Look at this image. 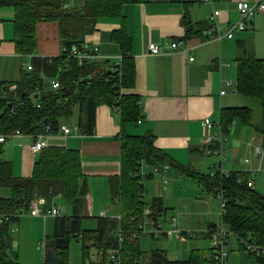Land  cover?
Instances as JSON below:
<instances>
[{"label": "crops", "instance_id": "1", "mask_svg": "<svg viewBox=\"0 0 264 264\" xmlns=\"http://www.w3.org/2000/svg\"><path fill=\"white\" fill-rule=\"evenodd\" d=\"M238 1L142 0L125 3L123 14L127 18L128 29L132 36L136 80L133 87L124 88L123 91L140 96L141 117L138 121L123 122L119 107L103 102L97 106L96 126L92 134L81 132L76 121L70 123L67 120H64L63 124L72 126L69 133H65L61 128L52 133H40L46 135L45 146L60 145L80 151L82 167L89 186L86 196L87 210L83 215L84 217H96L97 221L99 216L116 217L120 215V204L114 197V190L122 168V136L150 133L155 135V145L166 161L165 164H168L169 167L165 168L163 166L165 164L154 165L146 160L140 161V166L144 184V200L148 206H151L157 199L162 206L158 218H154L150 214L146 216L148 218L147 227L155 228V219H157L166 232L154 236L153 233L143 232L141 229L138 235L139 241L141 234L163 240L161 245L143 249L145 254L155 247L161 246L166 249L168 257L172 260L188 258L189 256L181 258L173 254L176 253L175 250L168 251L164 240L171 237L188 238L190 232L186 229L190 226L199 227L200 231L191 232L196 238H204L209 241V247L201 249L211 247L213 232L211 238L208 229L212 223L217 225L216 220L208 222L203 229L201 221L196 224L195 221H187L183 216L179 221L174 214L176 210L181 215L184 212L180 200L189 197L190 179L187 178L196 180L197 184L201 186V193L207 191V194L205 193L207 197H211L212 194L205 180L189 175L185 167H192L201 175L212 173L221 166L224 171L246 170L249 172L251 184L263 193L258 182L264 185V158L261 159L254 150V145L264 143L262 134L251 123L241 119L234 118L230 124L226 125V132L221 125L225 107H251L254 109V118L257 120L260 119L262 110V99L258 95L246 94L237 89V60L246 53H254L258 57L264 58V12L257 11L248 19L245 29L236 30L232 37L225 36L224 33L228 25L236 23L240 19V12L237 8ZM247 1L255 3L260 0ZM78 2L79 0H75L74 6H78ZM187 7L192 19L189 28L192 29L198 21L209 20L212 25L204 29H216V31H220L222 37L220 39L207 38L204 29L201 32L192 31L187 34V27L182 22V16ZM215 10H219L220 13L216 20H212L211 15ZM15 17V6L0 5V81H18L23 72L29 69L28 64L33 65L34 57L56 56L63 50L59 23L46 21L37 25V50L32 54L20 53L15 41ZM100 20L104 21L100 22ZM120 23V17H102L96 24L97 28L92 31L96 33L97 39L90 41L86 37L88 46H99L97 41L102 39L103 32L109 33L110 42H108L106 50L99 46L100 53L106 54L105 58L109 60L108 66L121 57L120 46L111 39L112 30L118 28ZM172 41H178L179 44L173 47ZM150 43H156L160 47V52L152 53L149 48ZM191 57L194 58L191 59ZM232 61H235L236 65H233ZM52 80H48L51 87ZM251 96H256L259 99L255 97L251 99ZM259 100L260 103H257ZM206 117H210L214 122L211 127L206 126ZM252 122L258 121L253 119ZM75 126L77 127L75 128ZM221 130L226 134L222 145L225 156L222 164L219 155L207 151L209 143L205 141L207 135ZM8 133L0 134H6L5 140L0 141L2 157L12 161L15 174L30 176L41 152H36L31 147L37 137L22 131L20 134ZM209 156L213 159L208 158ZM246 158L249 160L246 161ZM156 166L159 167L158 172L155 171ZM225 167L229 170H225ZM145 179L151 180L150 187L153 191V198L150 200L145 195ZM179 182L183 183L181 187L183 192L180 193L176 192V185ZM97 193L103 198L106 207H109L110 203L115 207L113 209L104 208L101 213L95 215ZM12 194L10 186H0V197H9ZM60 196L62 195L59 194L54 199ZM37 199L38 197L31 204ZM54 199L51 205H46V207L55 205ZM61 206L63 208V205ZM112 210H114L113 213H111ZM102 211H106V214L103 215ZM63 213L65 211L62 210ZM19 215L21 217V214ZM30 216L42 217L32 214ZM56 216L58 215L42 218L47 221L49 217H54V229ZM172 217L176 218L175 225L171 221ZM166 223L172 226L171 233L170 229H165ZM224 223L228 224L225 221ZM18 227L16 231L20 234L21 227L20 225ZM175 227L181 230L179 236L174 231ZM119 229L120 227L114 231L117 232ZM112 234L119 237L117 233ZM234 239L235 247L239 246L241 252L255 257L264 264V256L254 255L250 252L251 250H245L244 245L235 236ZM17 243L18 239L15 241L16 247H18ZM46 243L41 241L39 244L47 252ZM228 243L230 247L231 238ZM11 248L12 251L18 252L20 260L19 250L13 248V242Z\"/></svg>", "mask_w": 264, "mask_h": 264}, {"label": "trees", "instance_id": "2", "mask_svg": "<svg viewBox=\"0 0 264 264\" xmlns=\"http://www.w3.org/2000/svg\"><path fill=\"white\" fill-rule=\"evenodd\" d=\"M138 1L142 0H85L81 7L66 8L63 0H0V5L15 6V41L20 53L32 54L37 50L36 29L40 22L57 21L63 43L59 55L34 57L32 68L26 69L18 81H0V134L20 129L36 137L40 133L59 131L64 120L76 121L81 132L92 134L97 106L103 102L119 107L123 122L138 121L142 115L140 96L123 91L133 87L136 80L132 36L123 6ZM102 17L121 18L120 26L111 32V39L120 46V61L109 66L108 59L79 63L76 57L69 55L70 48L90 50L85 34L94 31ZM191 21L187 7L182 16L187 34L201 32L212 25L209 20H203L191 29ZM237 61V89L262 99L261 117L254 118V109L248 106L225 107L221 125L227 131L226 125L234 118L241 119L251 123L264 139V58L246 53ZM88 76H92L89 82H80ZM52 78L60 81L59 88L49 86L48 80ZM12 84L16 85L14 89H11ZM253 119L258 122H252ZM154 141L153 133L122 136V168L114 190L120 204V217L99 216L96 228L82 226L89 186L78 149L60 145L43 147L30 176L15 174L12 161L3 158L0 149V186H10L13 192L9 197H0V213L5 215L0 224V264H22L18 252L12 251L10 232L11 223L19 220L22 209L28 211L31 202L39 196H44L46 205L50 206L59 194L71 202L72 212L55 217L54 229L46 235V247L54 250L62 264H70L72 236L84 239L85 256L92 245L96 246L100 259L97 264H105L110 253L119 247V237L112 234V230L119 227L124 238L121 264H215L212 246L195 248L188 258L175 260L170 259L161 246L148 254L141 248L138 235L146 207L154 218H158L162 210L157 199L151 206L144 200L140 166L142 160L154 165L166 163ZM185 170L205 180L210 193L221 196L222 220L231 226L238 239L247 238L264 246V194L251 184L248 171L217 168L201 175L192 167ZM215 227L212 223L208 229L211 238ZM190 236L193 233L190 232Z\"/></svg>", "mask_w": 264, "mask_h": 264}, {"label": "rangeland", "instance_id": "3", "mask_svg": "<svg viewBox=\"0 0 264 264\" xmlns=\"http://www.w3.org/2000/svg\"><path fill=\"white\" fill-rule=\"evenodd\" d=\"M85 0H79L78 7H81L84 4ZM101 19V18H100ZM104 21V20H100ZM104 36L99 43L101 49L106 50L108 46V42H110V36L107 31L103 32ZM94 32H87L85 37H87L90 41H94L97 39V35ZM101 55L105 56L106 54L101 53ZM233 65H236L235 61H232ZM256 96H251V99ZM256 101V100H255ZM260 103V100L257 101ZM256 106V105H255ZM208 158L213 159V157L209 156ZM217 159V158H216ZM207 170V169H204ZM225 170H229V168L225 167ZM216 171V169L214 170ZM159 178V177H157ZM186 178V176H185ZM262 178V177H261ZM190 179V193L188 198H183L180 200V204L182 205V209L184 210L183 214L176 210L174 213L177 216V220L180 221L183 216L187 221H195L198 224L200 221L205 228L208 222L216 220L218 223L222 220V200L220 195L211 194V197H207V191L205 193H201V186L198 185L197 181L192 178ZM263 179V178H262ZM151 181V180H150ZM148 179H145L146 192L145 195L148 197V200L153 198V191L150 187V182ZM261 181V180H260ZM171 185V181L169 183ZM258 185L261 188V191L264 193V185H261L258 182ZM183 186L182 182L177 183L176 192H183L181 187ZM101 193V192H100ZM174 201H176L174 199ZM56 205L65 206L66 214H71L72 206L69 201H67L64 197L60 196L54 199ZM54 204V203H53ZM179 204V203H178ZM95 215L101 213V210L104 208L113 209L115 206L110 203V206L106 207L104 204V200L101 196H98L95 199ZM112 210L111 213H113ZM94 215V216H95ZM53 220L54 217H49L47 221H44L42 217L30 216L29 212H24L21 214L20 220L11 223L10 232L12 235L13 248H18L20 253V260L23 264H45L46 251L41 244V241L46 242V233L50 234L53 231ZM21 227V233L17 232L15 228ZM98 225V221L96 217L88 216L84 217L82 220L83 228H96ZM172 226L169 223H166L165 229H171ZM199 227H188L189 232H197L200 231ZM201 229V230H203ZM231 244L229 247V243L227 245V250L230 254V264H263V262L258 261L255 257L249 256L241 252V248L239 246L235 247V239L234 236H231ZM18 239V247L15 245V241ZM163 241L162 239L152 238L150 235L141 234L140 235V245L142 249H151L155 245H161ZM165 246L169 250H175L176 253H173L181 258H186L189 256L193 248H208L209 241L204 238H196L193 236H188V238L180 239L176 237H171L164 240ZM90 243V242H89ZM44 246V245H43ZM84 239L77 238L72 236L70 241V264H97L99 262L98 249L96 246L92 245L90 248L93 253L96 254V257L92 260L88 255H84ZM245 250L250 251L248 247L244 245ZM171 252V251H170ZM254 255H256L253 251H250ZM172 253V252H171Z\"/></svg>", "mask_w": 264, "mask_h": 264}, {"label": "built area", "instance_id": "4", "mask_svg": "<svg viewBox=\"0 0 264 264\" xmlns=\"http://www.w3.org/2000/svg\"><path fill=\"white\" fill-rule=\"evenodd\" d=\"M203 1H210V0H203ZM64 7L71 8L75 5V0H63ZM237 8L240 12V19L236 23H230L228 25V28L226 29L224 35L228 37H232L234 35V32L236 30H242L245 29L248 25V19H250L257 11L264 12V1H257L255 3H250L247 0H239L237 2ZM220 13L219 10H215L214 13L211 15L212 20H216L217 15ZM204 32L207 34V38H216L220 39L222 37V34L220 31H216L213 28H206L204 29ZM179 43L178 41H172V46L175 47ZM150 51L152 53H159L160 47L156 43H150L149 44ZM67 51V49H65ZM69 55H72L77 58L79 63H84L85 61H94V60H102L106 59L105 56L101 55L100 49L98 45H91L90 50H81L79 47L73 46L70 48ZM121 58V57H120ZM117 60L118 62L120 61ZM194 57H191L193 59ZM28 68H32V64H28ZM51 85L53 88L57 89L61 86L60 81L58 79H53L51 82ZM16 85H12L11 89H14ZM222 92H225V90H222ZM120 109V108H119ZM205 124L208 127H211L214 122L210 119V117L205 118ZM77 126H75L76 128ZM61 129L65 133H69L72 130V126L69 124H62ZM20 129H15L8 134H20ZM36 140L32 143L31 147L34 151L39 152L42 150V148L46 145V135L45 134H39L36 136ZM6 138V134L0 135V141H4ZM226 138V134L221 130L217 131L214 134H209L205 137L206 143H209L207 151L209 153H213L215 155H219L221 158V164L222 161H224L225 156L223 155V140ZM255 153L261 158H264V143L263 144H257L254 145ZM249 158H246V161H248ZM165 168H168L169 165L165 164L163 165ZM222 167V166H221ZM221 167H218L219 169L223 170ZM155 171H159V167H155ZM224 171V170H223ZM47 200L44 196H39L36 201H34L31 204L30 214L32 215H40L44 218H46L49 215H60L62 214V206L61 205H52L51 207H46ZM224 202L222 203L223 208ZM25 211L22 209L21 213H24ZM151 212L150 208L145 209L146 216ZM102 214L105 215L106 211H102ZM4 214L0 213V224L4 220ZM148 218L145 217L142 224H140V227L143 232H151L154 236H158L163 232H166L162 228V224L155 219L156 227L149 229L147 227ZM171 221L173 225L176 224V218L172 217ZM17 230V228H15ZM174 231L179 236L181 234V230L177 227L174 228ZM170 233L172 230L170 229ZM112 233H116V231L113 230ZM117 234H119V247L117 250H114L110 253L108 256V259L105 264H121V254L120 250L122 247L123 242V233L121 228L119 231H117ZM231 236H235L238 239V236L235 234L234 230L231 228L230 225L225 224L224 221H220L217 223L214 231H213V238L211 240L212 249H213V257L215 259V264H230L229 263V251L227 250V245L229 242V239ZM243 245L248 247L251 251H253L256 255H262L264 256V246H262L259 243H256L254 241H251L247 238H239L238 239ZM44 245V244H43ZM88 256L93 260L96 257V254L92 251L89 252Z\"/></svg>", "mask_w": 264, "mask_h": 264}, {"label": "water", "instance_id": "5", "mask_svg": "<svg viewBox=\"0 0 264 264\" xmlns=\"http://www.w3.org/2000/svg\"><path fill=\"white\" fill-rule=\"evenodd\" d=\"M92 76H88L86 78H83L80 82L81 83H87L91 80ZM63 212L65 211V206L62 208ZM46 260L48 264H62L61 258L55 254L53 249H48L46 252Z\"/></svg>", "mask_w": 264, "mask_h": 264}, {"label": "bare ground", "instance_id": "6", "mask_svg": "<svg viewBox=\"0 0 264 264\" xmlns=\"http://www.w3.org/2000/svg\"><path fill=\"white\" fill-rule=\"evenodd\" d=\"M72 113V112H71ZM117 233V232H116ZM123 233V232H122Z\"/></svg>", "mask_w": 264, "mask_h": 264}]
</instances>
